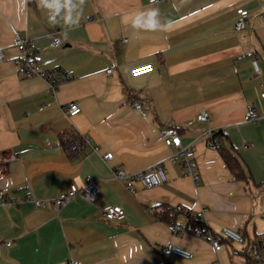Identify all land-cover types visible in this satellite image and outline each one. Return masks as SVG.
<instances>
[{"label":"crops","instance_id":"0c3cea01","mask_svg":"<svg viewBox=\"0 0 264 264\" xmlns=\"http://www.w3.org/2000/svg\"><path fill=\"white\" fill-rule=\"evenodd\" d=\"M153 7L162 22L173 21L167 29L134 28L131 18ZM238 7L248 11L242 31L234 29ZM47 15L39 0H0V264H252L246 245L220 238L216 251L167 224L184 226L186 213L194 218L204 208L213 233L223 226L248 237L264 232V0H86L75 28ZM15 32L34 42L37 65L60 68L68 79L49 90L39 76L23 77ZM149 63L151 72L130 74ZM71 101L81 110L69 116ZM252 105L255 121L246 117ZM201 110L207 120L196 118ZM168 123L182 146H192L197 179L167 161L177 150L161 136ZM70 128L97 149L67 154L60 138ZM220 129L217 145L236 156L243 178L208 142L206 132ZM106 152L112 157L103 159ZM158 162L167 180L135 182L133 193L113 174ZM86 177L97 183L94 201L77 196L55 209L21 199L27 189L55 197ZM106 205L120 206L123 219H105ZM169 242L193 256L164 254Z\"/></svg>","mask_w":264,"mask_h":264},{"label":"built area","instance_id":"2783aa9c","mask_svg":"<svg viewBox=\"0 0 264 264\" xmlns=\"http://www.w3.org/2000/svg\"><path fill=\"white\" fill-rule=\"evenodd\" d=\"M158 0H155V2ZM150 3H154L153 0H148ZM236 19L234 21L235 31H242L246 28L247 15L248 11L245 8L238 7L236 8ZM48 19V15H47ZM49 21V19H48ZM264 21V20H263ZM14 43L17 48L20 50L21 54V75L23 77L29 76H39L44 79L47 83V89L54 90L57 85L68 79V74L61 70L60 68H51V69H42L33 61V50L35 49L34 42L28 37L21 36L19 33L15 32L14 34ZM61 43L60 39H54L52 45L57 46ZM4 58L3 52L0 50V61ZM252 65L256 71H258L257 61L252 59ZM152 64H142L134 66L130 69V74L132 76H138L151 72L153 70ZM111 71V68L107 69V73ZM260 96L264 98V84H261L260 87ZM133 107L140 114H144L145 111L139 103H134ZM81 108L79 104L75 101L68 102L64 111L69 116L76 115L80 112ZM209 114L205 110H201L196 114V118L200 121L207 120ZM247 120L255 121L259 115L256 111L254 105H252L247 114ZM222 132V130H208L206 136L208 137V142L213 148L218 147V136L217 132ZM161 136L164 143L167 146H175L177 150L171 153L168 156L167 161L170 164L179 163L182 165L184 172L187 175H190L193 179H197V173L195 171V162H194V150L191 145L182 146L177 128L173 126L172 123L166 124L161 129ZM63 141H67L68 146L65 147L67 154H75L84 150L86 146H89L92 150H96L97 147L94 143L89 140L87 137H82V140L69 141L67 138L63 137ZM112 157L111 152H106L103 155V159H109ZM14 158L13 154H10L6 159ZM113 174L118 179H125V186L130 192H134V183L138 182L142 186L152 187L162 184L167 180V171L166 166L163 162L155 163L149 166L146 170L126 173L121 169L113 171ZM98 194V186L95 180H92L89 177H86L84 184L82 186H77L74 183H71L67 190L61 191L57 196L42 199L34 196L31 189H27L24 200L31 201L36 206H42L44 203H50L55 209H59L61 206L66 204L68 201L74 197L80 196L86 200L94 201ZM21 202V200H18ZM183 207L181 205L176 206V210L182 211ZM102 213L105 219L107 220H121L124 217V210L118 205H106L102 208ZM194 219L198 222V226L190 227L189 225H181L170 223L167 224V228L172 233H183L191 232L209 242L214 250H219L222 247L220 238L246 245L248 248L249 256L251 258L252 264H264V232L254 236L245 237L236 229H233L228 226H223L216 233H213L212 230L206 223L204 208L199 209L194 214ZM162 251L166 255H176L182 258H191L193 253L183 247L175 245L173 243H166L162 246Z\"/></svg>","mask_w":264,"mask_h":264},{"label":"clouds","instance_id":"9594fccd","mask_svg":"<svg viewBox=\"0 0 264 264\" xmlns=\"http://www.w3.org/2000/svg\"><path fill=\"white\" fill-rule=\"evenodd\" d=\"M27 2L28 0H22L25 5ZM85 4L86 0H39L40 8L46 10L51 23H57L62 20L64 25L69 28L79 26ZM173 6L178 9L177 5ZM172 22L170 19L162 22L159 9L154 7L139 11L131 18V24L134 28L151 31L166 30L167 26Z\"/></svg>","mask_w":264,"mask_h":264},{"label":"trees","instance_id":"16d2710c","mask_svg":"<svg viewBox=\"0 0 264 264\" xmlns=\"http://www.w3.org/2000/svg\"><path fill=\"white\" fill-rule=\"evenodd\" d=\"M221 133L222 132H217V136H218V140L221 139ZM65 137L67 138L69 141H76V140H82V137L80 135H77V133L70 128L69 130H67L63 136H61L60 140L62 143L63 148L67 147V141H63L62 138ZM218 149L220 151V154L223 158V161L226 165V167L231 171V173L233 174L234 178H243L245 176L244 174V170L241 167L238 159L236 158V156L234 154H232L229 149L221 146L220 144L218 145ZM169 207H162L161 210L167 211L169 210ZM187 219H188V223L187 225H190L191 227H196L198 226L196 220L193 218V216H191L189 213H186ZM248 237V236H245Z\"/></svg>","mask_w":264,"mask_h":264}]
</instances>
